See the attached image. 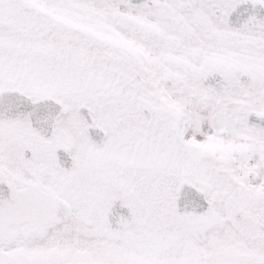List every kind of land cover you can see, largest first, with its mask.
Wrapping results in <instances>:
<instances>
[{
    "label": "snow or ice",
    "instance_id": "1",
    "mask_svg": "<svg viewBox=\"0 0 264 264\" xmlns=\"http://www.w3.org/2000/svg\"><path fill=\"white\" fill-rule=\"evenodd\" d=\"M0 264H264V0H0Z\"/></svg>",
    "mask_w": 264,
    "mask_h": 264
}]
</instances>
